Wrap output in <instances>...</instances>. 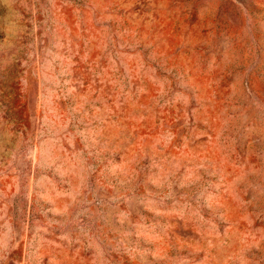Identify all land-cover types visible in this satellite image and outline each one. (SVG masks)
<instances>
[{
    "label": "rangeland",
    "instance_id": "1",
    "mask_svg": "<svg viewBox=\"0 0 264 264\" xmlns=\"http://www.w3.org/2000/svg\"><path fill=\"white\" fill-rule=\"evenodd\" d=\"M0 264H264V0H0Z\"/></svg>",
    "mask_w": 264,
    "mask_h": 264
}]
</instances>
